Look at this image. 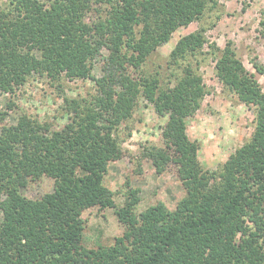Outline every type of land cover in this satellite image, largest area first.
I'll return each mask as SVG.
<instances>
[{
	"label": "trees",
	"instance_id": "16d2710c",
	"mask_svg": "<svg viewBox=\"0 0 264 264\" xmlns=\"http://www.w3.org/2000/svg\"><path fill=\"white\" fill-rule=\"evenodd\" d=\"M218 0H6L0 5V90L13 94L32 73L51 80L91 78L85 97L64 98L68 121L53 128L18 115L0 128V264H264V91L230 43L216 46L215 73L253 106L255 126L219 171L205 169L186 132L206 93L188 61L204 29L181 37L173 62H188L171 86L144 71L172 32ZM259 74L264 65L251 57ZM99 63L98 72H93ZM139 98L166 116L163 147L148 148L157 172L173 165L185 188L174 209L157 202L136 213L138 190L116 209L124 225L110 245L82 244L83 210L115 207L103 183L121 157L116 134ZM1 120V117H0ZM47 176L53 189L21 192Z\"/></svg>",
	"mask_w": 264,
	"mask_h": 264
},
{
	"label": "rangeland",
	"instance_id": "374dc122",
	"mask_svg": "<svg viewBox=\"0 0 264 264\" xmlns=\"http://www.w3.org/2000/svg\"><path fill=\"white\" fill-rule=\"evenodd\" d=\"M6 0H0V5ZM200 28L204 29L205 43L200 52L190 56L189 62L203 78L206 93L200 107L187 116L186 132L198 145V160L208 170L219 171L230 154L248 141L255 126L253 106L240 101L237 95L216 76V46L220 49L230 43L244 67L255 74L264 91V73L259 74L250 62L256 57L264 65V0H218L215 8H208L203 16L174 30L166 43L158 46L144 62L146 73L159 78L163 86L173 85L188 62H173L170 54L177 41ZM96 63L93 72H98ZM95 89L91 78H62L51 80L32 73L13 94L0 90V128L14 125L18 115L28 114L32 119L53 128L68 121L64 98H81ZM166 116L158 115L151 103L139 98L130 119L116 131L122 155L111 161L103 183L113 193L115 207H89L82 212L84 220L82 244L86 247L110 245L120 235L124 225L116 216L123 206L129 189H137L138 213L157 202L174 209L185 195V188L177 168L167 165L157 172L148 148L163 147V129ZM53 179L43 176L30 180L21 192L37 198L53 189ZM2 216L0 210V218Z\"/></svg>",
	"mask_w": 264,
	"mask_h": 264
}]
</instances>
